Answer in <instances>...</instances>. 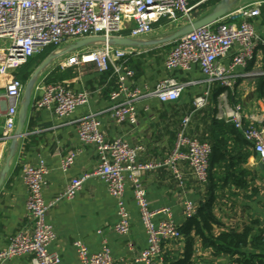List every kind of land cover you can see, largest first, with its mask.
Wrapping results in <instances>:
<instances>
[{"label": "crops", "instance_id": "obj_1", "mask_svg": "<svg viewBox=\"0 0 264 264\" xmlns=\"http://www.w3.org/2000/svg\"><path fill=\"white\" fill-rule=\"evenodd\" d=\"M221 1H210L193 11L190 19L184 18L176 23L161 20L155 25L153 33L142 41L157 42L171 36L190 22L208 15ZM257 1L264 0H238L233 9ZM249 21L257 34L264 38V3L261 6V14ZM4 42L6 41L0 40V48L4 46L1 45ZM174 43L175 41L135 47L123 46L130 48L132 54L126 55L119 63L123 68L134 72L127 83L132 88H137L141 95L135 103L138 120L134 124L129 120L118 123L113 117L114 106L124 102L125 98L121 96L112 99V93L118 90L120 76L114 72L112 63L109 71L103 74L92 64L63 69L60 64L66 60V54L48 66L53 67L51 71L47 68L40 74L32 93L23 134L18 138L10 170L0 187V251L8 247L16 233L32 232V220L27 210L28 189L22 177L25 166H36L41 161L45 162L49 169L47 186L44 189L46 201L62 194L73 179L92 173L96 169L99 162L96 148L80 143L76 129V121L90 114L100 119L101 131L107 140L113 141L121 137L133 146L142 145L145 152L141 159L158 162L165 160L174 150L183 120L191 116L187 128L190 137L220 147L225 144L224 147L237 159L234 170L228 171L224 163H218L211 171L213 179L210 183L215 192L214 214L219 222V225L214 226L213 235L219 236L231 230L241 233L247 227L253 229L252 238L257 237L261 231L264 232V165L251 144H241L228 133L227 127L233 125L216 118L219 97L226 88L219 82L208 84L199 67L190 71H168L165 68L166 56ZM44 52L46 49L41 54ZM54 52H59V49L54 48L52 53ZM233 56L234 53H231L222 58L220 63L228 67ZM61 58L63 61H60ZM257 71L264 72V48L257 50L254 59L246 67L236 70V83L226 90L231 104L240 103L247 117L260 119L259 103L264 96V74L247 76ZM167 77L188 84L176 101L162 102L150 96L157 83ZM5 80L0 77L2 91ZM51 82L63 83L75 93H89L88 104L79 106L71 116L63 118L53 110L38 108L37 102L42 96L41 86ZM206 89L210 90L208 103L198 109L194 100ZM15 131L16 128L11 140L3 142V120L0 119V173ZM70 152L76 153L75 161L67 171H63L62 161ZM179 170L182 181L175 177L168 166L143 172L141 177L151 209L168 207L172 211L173 219L181 228L187 221L183 213L184 201H199L204 196L206 187L203 188L193 177L186 161L179 163ZM230 173L235 174V177L226 179ZM126 203L131 215V230L128 236H120L114 230L117 221L116 204L108 192L107 183L99 177L88 178L72 200L61 201L49 212L48 221L57 234L56 240L49 247L50 252L60 255V264H80L73 246L75 241H84L92 252L100 251L106 241L112 250L114 264H139L136 258L139 251L147 246V234L128 179ZM186 242L183 235L175 241H164L160 264H164L166 260L183 259ZM230 262V256L215 254L212 248L203 245L199 237L195 238L192 264ZM7 264H31V257H16Z\"/></svg>", "mask_w": 264, "mask_h": 264}, {"label": "built area", "instance_id": "obj_2", "mask_svg": "<svg viewBox=\"0 0 264 264\" xmlns=\"http://www.w3.org/2000/svg\"><path fill=\"white\" fill-rule=\"evenodd\" d=\"M210 1L0 0V40L9 42L8 47L0 48V77L6 79L3 91L0 89V119L3 120L1 140L5 142L13 138L25 89V84L14 74L46 48L53 46L61 51L77 41L93 37L143 40L153 33L155 25L161 20L176 23L184 18L190 19L193 11ZM263 3L257 1L236 7L215 23L180 37L166 56L165 68L168 71H190L199 67L208 84L219 82L226 89L232 88L236 83V70L246 67L254 59L257 50L264 48V38L257 34L249 21L261 14ZM231 53H234L231 63L224 67L220 60ZM128 54H132L130 48L106 42L82 48L60 65L65 69L92 64L103 74L109 71L112 63L114 72L120 74L118 90L112 93V99L121 96L125 98L124 102L114 106L113 117L118 123L129 120L134 124L138 120L135 103L141 95L137 88L127 83L134 72L119 63ZM261 74L264 72H252L247 76ZM187 85L167 77L157 83L150 96L162 102L176 101ZM226 89L220 94L216 118L240 131L264 165V96L259 103L260 119H257L247 117L240 103L231 104ZM41 91L38 108L53 110L62 118L71 116L79 106L89 102V93H75L60 82L46 83L41 86ZM209 96L210 90L206 89L195 98V107H205ZM190 121L191 116L184 118L174 150L165 160L158 162L141 159L145 152L142 145L133 146L121 137L107 140L96 115L90 114L78 119L76 129L80 143L96 148L99 159L96 169L73 179L62 194L46 201L44 189L49 169L45 162L25 166L22 177L28 189L27 210L32 220V232L16 233L8 247L0 251V264H7L9 260L22 256H30L31 264H60V255L49 250L57 234L48 221V214L61 201L72 200L83 183L93 176L107 183L108 192L115 200L117 221L114 230L120 236H128L131 230V215L126 203L128 179L147 234V246L139 251L136 261L139 264H160L162 243L178 240L182 233L168 207L151 209L141 175L168 166L175 177L182 181L179 163L186 161L193 177L203 188L207 186L212 146L209 142L187 134ZM75 157L76 153L70 152L63 159V171L69 169ZM1 164L0 153V167ZM198 203L191 199L184 201L183 213L186 219L197 214ZM73 246L80 264H114L112 250L106 241L98 252H92L82 240L75 241ZM228 264L238 263L232 261Z\"/></svg>", "mask_w": 264, "mask_h": 264}, {"label": "trees", "instance_id": "obj_3", "mask_svg": "<svg viewBox=\"0 0 264 264\" xmlns=\"http://www.w3.org/2000/svg\"><path fill=\"white\" fill-rule=\"evenodd\" d=\"M53 49L49 51L52 52ZM34 58L25 66L28 67ZM30 71H26L23 79H21L24 84H26L31 76L32 72ZM227 131L241 144L250 146V143L235 130L234 126L227 127ZM224 145L220 147L217 144H211L209 182L205 188L204 196L199 199L197 214L192 218H188L186 223L180 228L182 235L187 241L185 257L176 261L166 260L164 264H192L193 246L195 238L198 237L201 239L203 245L212 248L215 254L228 255L232 258L233 262H237L238 264H264V232L261 231L255 238H252L253 229L251 227L245 228L241 233L233 230L223 232L219 236H214L212 233L214 226L219 225L214 214L215 192L213 185L210 183L213 179L211 174L212 168L218 163H224L227 167L226 170L229 171L234 170L237 164V159L232 156L231 151L227 147H224ZM222 149L225 151H222ZM229 177H235V174H228L226 179Z\"/></svg>", "mask_w": 264, "mask_h": 264}, {"label": "water", "instance_id": "obj_4", "mask_svg": "<svg viewBox=\"0 0 264 264\" xmlns=\"http://www.w3.org/2000/svg\"><path fill=\"white\" fill-rule=\"evenodd\" d=\"M237 2H238V0H222L220 3H218L213 8V10L208 15L199 19L198 21L190 22L185 27L176 31L171 36H169L165 39H162L161 41L143 42L142 40H134V39H130V38H115L112 40H107L104 37H93V38H87V39L77 41L76 43H73V44L67 46L63 50H61L59 52H54L51 55H49L35 69V71L33 72L32 76L30 77V79L28 80V82L25 86V89L23 92L22 102H21V105L19 108V115H18V121H17L15 136H14L13 142L10 146V150H9L8 156L5 160V164L3 166V169L0 173V187L2 186V184L5 180L6 174L10 170V164H11V161H12V159L15 155L16 149H17L18 138L23 134L24 125H25V122L27 119V112H28V108H29L30 103H31L32 93H33V90L35 88L36 82H37L40 74L42 72H44L54 60H56L59 57L66 55V54L80 50L82 48L90 47V46H96V45L106 43V42L111 44V45H115V46L135 47V46H145V45H149V44H155V43H159V42L165 43V42L176 41L180 37L192 32L196 29H199V28L204 27V26H208V25L213 24L216 21L220 20L221 18H223L224 16H226L228 13H230L233 10V7L236 5Z\"/></svg>", "mask_w": 264, "mask_h": 264}, {"label": "rangeland", "instance_id": "obj_5", "mask_svg": "<svg viewBox=\"0 0 264 264\" xmlns=\"http://www.w3.org/2000/svg\"><path fill=\"white\" fill-rule=\"evenodd\" d=\"M1 45H4L5 47H8V45H9V42H4L3 44L1 43ZM90 47H95V46H90ZM52 48H54L53 46H50V47H48V48H46V51L47 52H44L43 54H41V55H37V57L36 58H34L33 60H32V63L28 66V67H26V66H24V67H22V68H20V69H18V71L15 73L16 74V77H18V79H23V76L25 75V72L26 71H28V70H31L30 72H32L31 73V76H32V74H33V72L35 71V69L49 56V55H51L52 54V52H50L49 50H51ZM78 51V50H77ZM76 52V51H75ZM74 52V53H75ZM74 53H72V54H74ZM72 54H68V56H66V57H69V56H71ZM66 57H63L64 59L66 58ZM63 58H61L60 59V61H63L62 59ZM57 65V64H56ZM31 67V68H30ZM27 68H28V70H27ZM53 69V67H50V68H48V70L49 71H51ZM47 70V71H48ZM30 76V77H31ZM30 79V78H29ZM28 79V80H29ZM28 80H27V82H28ZM26 82V83H27Z\"/></svg>", "mask_w": 264, "mask_h": 264}]
</instances>
